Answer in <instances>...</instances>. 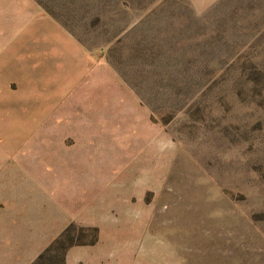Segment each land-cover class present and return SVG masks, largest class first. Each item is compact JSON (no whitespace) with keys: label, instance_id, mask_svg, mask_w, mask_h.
<instances>
[{"label":"rangeland","instance_id":"obj_1","mask_svg":"<svg viewBox=\"0 0 264 264\" xmlns=\"http://www.w3.org/2000/svg\"><path fill=\"white\" fill-rule=\"evenodd\" d=\"M18 10L88 52L35 18L76 59L52 111L9 88L18 38L0 49L2 168L98 164L102 223H70L65 244L87 264H264V0H0L1 38Z\"/></svg>","mask_w":264,"mask_h":264},{"label":"crops","instance_id":"obj_2","mask_svg":"<svg viewBox=\"0 0 264 264\" xmlns=\"http://www.w3.org/2000/svg\"><path fill=\"white\" fill-rule=\"evenodd\" d=\"M12 18L10 32L0 37V49L2 41L18 38L11 48L19 58L13 78L17 86L9 88L14 92L35 89L34 104L56 111V98L68 94L73 85L70 62L76 59L70 55L67 43L52 38L48 27L35 24V18H48L56 28L55 19L44 12L31 14L20 10ZM59 26L63 39L75 46L80 56L88 55L85 47ZM85 153L86 149L79 156H68L69 163L79 159L80 165H71L63 173L14 171L0 165V264H31L72 222L102 223L103 182L96 159L90 160L92 156ZM5 247L13 250L10 262L5 261ZM90 252L82 246H71L65 256L66 264H87Z\"/></svg>","mask_w":264,"mask_h":264},{"label":"trees","instance_id":"obj_3","mask_svg":"<svg viewBox=\"0 0 264 264\" xmlns=\"http://www.w3.org/2000/svg\"><path fill=\"white\" fill-rule=\"evenodd\" d=\"M73 227V224H69L60 234L57 236L38 256L37 258L31 263L35 264L37 260H40L41 258L44 257V255L51 251L52 249H61V253L65 252L69 246L73 244L71 240L65 244V239L67 240L70 238V231L71 228ZM64 254V253H63Z\"/></svg>","mask_w":264,"mask_h":264}]
</instances>
